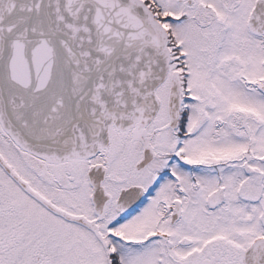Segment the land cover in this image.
I'll return each mask as SVG.
<instances>
[{
    "label": "snow or ice",
    "instance_id": "obj_1",
    "mask_svg": "<svg viewBox=\"0 0 264 264\" xmlns=\"http://www.w3.org/2000/svg\"><path fill=\"white\" fill-rule=\"evenodd\" d=\"M0 264H264V0H0Z\"/></svg>",
    "mask_w": 264,
    "mask_h": 264
}]
</instances>
